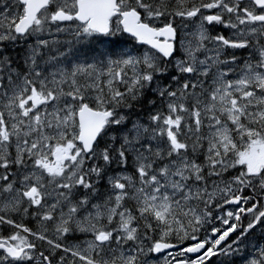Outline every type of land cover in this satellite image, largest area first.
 <instances>
[{"label":"snow or ice","instance_id":"1","mask_svg":"<svg viewBox=\"0 0 264 264\" xmlns=\"http://www.w3.org/2000/svg\"><path fill=\"white\" fill-rule=\"evenodd\" d=\"M0 264H264V0H0Z\"/></svg>","mask_w":264,"mask_h":264}]
</instances>
